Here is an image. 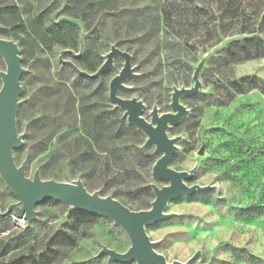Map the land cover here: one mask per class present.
<instances>
[{
  "label": "rangeland",
  "instance_id": "rangeland-1",
  "mask_svg": "<svg viewBox=\"0 0 264 264\" xmlns=\"http://www.w3.org/2000/svg\"><path fill=\"white\" fill-rule=\"evenodd\" d=\"M171 3L180 0H0V39L18 46L25 70L15 115L22 143L12 151L13 162L27 179L38 172L44 181L80 180L87 191L131 211L149 210L150 185L168 182L152 178L154 147L142 148L145 135L108 100L123 59L115 57L97 79L63 61L91 74L111 46L127 52L133 76L117 95L141 101L147 121L154 107L170 112L173 89L191 87L202 63L199 91L179 101L188 114L167 131L178 139L168 167L194 169L186 185L210 188L169 200L166 217L145 232L168 264H264V59L222 67L217 53L226 40L210 48L165 46L156 25ZM208 3L213 14L198 20L212 17L219 25L216 2L193 5ZM12 6L19 18L5 23ZM13 204L18 199L0 178V264H107L102 248L124 253L130 246L107 217L47 199L34 205L28 222L9 210Z\"/></svg>",
  "mask_w": 264,
  "mask_h": 264
},
{
  "label": "water",
  "instance_id": "water-1",
  "mask_svg": "<svg viewBox=\"0 0 264 264\" xmlns=\"http://www.w3.org/2000/svg\"><path fill=\"white\" fill-rule=\"evenodd\" d=\"M0 57L6 65V71L0 72L2 86L0 89V178L6 188L18 199V204L9 206L18 219L31 221L35 218L34 205L47 199H55L66 207L80 210L89 214L107 217L120 226L129 238L130 246L124 253L102 248L99 255H107V264L115 261L135 264H168L165 258L154 251V244L149 240L145 227L153 225L166 217L163 210L169 200L180 195H192L196 191H205L210 187L188 186L194 169L189 172L175 171L168 167L172 155L177 148L178 139H170L167 131L170 126L178 125L188 114V110L179 101L182 97L195 95L200 87L199 73L202 63L194 70L193 85L189 88H174L171 95L170 112L159 113L154 107L149 115L150 121L142 117L144 104L135 98L124 99L117 95L123 89L122 82L133 76L131 56L124 51L111 46L105 55L103 63L94 73H87L78 69L73 63L63 61L79 75L88 79L100 78L113 64L115 57L123 59V67L109 82L108 100L124 111L127 124L141 131L146 139L143 149L154 147L152 155L158 157L153 168L152 178L156 181L164 180L167 186L158 188L151 184L154 200L147 211L134 212L129 210L112 197H102L97 192H89L80 180L72 183L41 180L35 172L32 180L24 176V167H16L13 162L12 151L21 146V137L15 129V115L18 108V98L21 93L20 77L25 73L21 67L19 48L10 40L0 39ZM171 264H182L174 261Z\"/></svg>",
  "mask_w": 264,
  "mask_h": 264
},
{
  "label": "trees",
  "instance_id": "trees-1",
  "mask_svg": "<svg viewBox=\"0 0 264 264\" xmlns=\"http://www.w3.org/2000/svg\"><path fill=\"white\" fill-rule=\"evenodd\" d=\"M207 1L217 3L219 25L213 23L212 17L204 23L198 20L201 15L213 14L209 3L201 8L193 5L195 0L165 5L156 25V32L160 26L163 30L165 46L210 48L226 40L225 47L217 53L222 67L264 59V0ZM201 3L204 5L205 1ZM8 11L11 14L4 22L12 24L19 18L18 10L12 6ZM218 32L220 37L217 38Z\"/></svg>",
  "mask_w": 264,
  "mask_h": 264
}]
</instances>
